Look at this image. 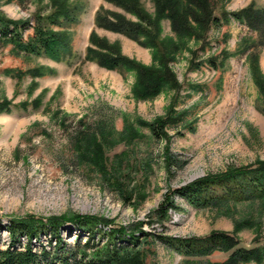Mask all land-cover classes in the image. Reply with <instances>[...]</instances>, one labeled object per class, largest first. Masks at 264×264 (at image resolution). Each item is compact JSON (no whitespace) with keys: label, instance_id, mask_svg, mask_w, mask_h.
<instances>
[{"label":"rangeland","instance_id":"rangeland-1","mask_svg":"<svg viewBox=\"0 0 264 264\" xmlns=\"http://www.w3.org/2000/svg\"><path fill=\"white\" fill-rule=\"evenodd\" d=\"M140 2L154 17L153 0ZM251 2L264 8V0L219 1L215 16L238 12ZM55 3L76 10V22L64 29L72 38L71 57L55 62L0 43V103L7 100L28 107L0 112V229L9 219L29 216L95 217L108 221L99 225L103 230L124 228L131 234L140 230L150 234L144 245L146 264L222 263L230 255L183 257L161 237L206 238L212 232H224L239 241L238 248L264 246L262 202L197 210L174 193L197 180L264 161V97L250 63L256 55L264 76V44L259 34L231 16L221 26L212 25L205 39L184 38L185 45L169 62L179 88L166 89L154 99H140L134 93L133 71H110L85 60L94 32L117 45L123 56L154 65L151 48L95 24L101 9L138 22L134 15L107 0H0V13L34 26L37 15H48ZM161 26L163 39L178 38L168 20H162ZM32 33L27 31L25 39ZM245 41L256 46L249 50ZM35 100L39 105L34 109ZM169 113L179 114L183 121L167 127L168 137L163 140L153 138L150 129L138 122L151 123ZM126 118L142 136L129 147L119 137ZM80 121L114 126L118 143L104 148L106 158L112 162L125 151L135 165L124 187L109 184L93 164L87 166L78 158L74 134ZM167 150L175 159L170 170ZM177 162L184 167L178 168ZM119 190L130 200H124ZM168 201L173 207L162 217L160 209ZM63 234L70 245L76 241L73 234L78 235ZM7 237L0 230L1 245Z\"/></svg>","mask_w":264,"mask_h":264},{"label":"trees","instance_id":"trees-1","mask_svg":"<svg viewBox=\"0 0 264 264\" xmlns=\"http://www.w3.org/2000/svg\"><path fill=\"white\" fill-rule=\"evenodd\" d=\"M107 1L134 15L138 22L101 9L96 14L95 24L99 28L121 34L151 48L155 64L145 66L123 56L117 45L109 44L94 32L90 36L91 47L86 49L85 60L95 62L110 71H133L136 74L134 93L140 99H154L166 89H178L179 85L169 68V62L185 45L184 38L205 39L212 25L221 26L229 22L231 16L257 32L262 38L261 43L264 44V8H258L254 2L238 12L228 14L225 11L221 17H217L215 4L229 0H153L156 7L153 17L142 7L140 0ZM53 8L46 16L37 15L34 26L30 21H14L0 13V43L11 45L19 52L44 56L55 62H62L71 57L74 52L72 38L64 29L76 22V10L61 3H55ZM164 19L170 22L171 29L178 37L176 40L170 37L162 38L161 22ZM29 30L33 33L25 39V33ZM245 42L249 50L256 46ZM211 62L216 64L215 59ZM250 63L253 80L264 97V76L256 55L251 56ZM38 103V100L32 103L34 109ZM13 108L28 107L26 103L13 105L7 100L0 103V112L8 113ZM182 121L177 113H169L151 123L138 120L140 126L150 129L153 138L157 140L168 137L167 127H177ZM137 128L135 123L125 119V128L119 134L122 144L129 147L134 141L142 138ZM114 135L118 134L112 124L99 121L87 125L80 121L74 140L75 150L83 164H93L97 171L110 180L109 184L119 188L120 183L124 187L126 180L134 172L135 165L130 162L131 154L125 151L116 155L112 162L106 158L104 148L118 143ZM174 160L167 150L166 162L169 170ZM177 165L180 169L184 167L183 163L177 162ZM119 191L124 200H130L122 190ZM174 193L197 210L211 207L228 208L233 204L257 201L264 204V161L255 166L230 169L226 173L197 180ZM171 207L173 202L170 201L162 205V217L166 216ZM101 222L105 224L108 221L78 215L49 219L34 216L9 219L0 229L8 236L5 243L0 244V264H146L144 245L152 238L150 234L141 230L138 233L140 235L131 234L124 228L107 231L99 228ZM63 233L74 236L75 243L68 244ZM101 234L103 236L99 238ZM161 239L183 257H207L215 252L230 253L226 261L211 264H264V246L252 249L238 248L239 241L224 232H212L206 238Z\"/></svg>","mask_w":264,"mask_h":264}]
</instances>
